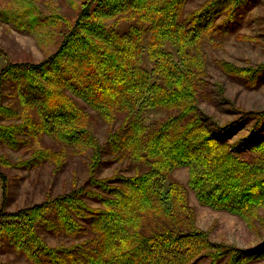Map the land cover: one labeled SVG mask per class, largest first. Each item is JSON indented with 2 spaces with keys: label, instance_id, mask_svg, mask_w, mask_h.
<instances>
[{
  "label": "trees",
  "instance_id": "1",
  "mask_svg": "<svg viewBox=\"0 0 264 264\" xmlns=\"http://www.w3.org/2000/svg\"><path fill=\"white\" fill-rule=\"evenodd\" d=\"M77 1L71 22L56 12L45 16L38 0L0 5V17L35 36L60 24L67 29L44 60L0 69V247L29 264L264 259V241L252 248L213 241L196 224L189 190L201 205L249 225L264 211V109H237L235 119L221 123L200 108L214 23L226 17L216 28L227 29L248 0H212L190 13L189 0ZM157 109L167 115L148 122ZM96 119L109 125L103 142L92 129ZM41 138L64 150L44 147ZM32 141L40 148L18 166L46 158L60 164L79 152L88 157V176L69 192L8 212L16 164L5 151ZM180 167L189 168V188L172 177ZM43 233L60 242L51 246Z\"/></svg>",
  "mask_w": 264,
  "mask_h": 264
},
{
  "label": "rangeland",
  "instance_id": "2",
  "mask_svg": "<svg viewBox=\"0 0 264 264\" xmlns=\"http://www.w3.org/2000/svg\"><path fill=\"white\" fill-rule=\"evenodd\" d=\"M210 1L189 0L186 11L190 13L198 10ZM7 3L8 0H0L2 6ZM38 5L45 16L60 13L68 22L75 19L78 11L77 0H38ZM236 13L235 19L223 31H218L216 27L225 19L228 20L226 17L214 23L212 41L205 48L206 73L201 85L204 96H201L200 108L221 123L235 119L237 109H264V0H248ZM28 19L24 17V20ZM60 25L45 36L38 37L16 28L0 17V69L9 61L39 62L54 53L63 40L61 32L67 30L63 24ZM232 69H236L237 73H233ZM253 70L258 73L253 74ZM148 114V122H156L166 116L167 112L157 109ZM108 126L105 121L98 119L92 125L101 142L107 136ZM38 142L44 147H55V151L64 150L60 148L62 145L51 138H41ZM38 142L29 143L28 150L25 149L27 147L20 151L4 149L8 158L16 164L9 171L12 185L6 204L8 212L42 203L48 196L69 192L88 176V157L79 152L62 158L60 164H56L53 158H46L41 159L42 163L33 168L18 166L19 161L32 158V148H40ZM111 170L112 167L105 168L102 174L107 175ZM172 177L188 187L189 168L176 169ZM189 190L190 203L196 211V224L208 232L213 241L241 248H252L264 241V211L260 212L261 219L255 225H249L228 211L201 205L194 190ZM2 200L0 188V209ZM43 236L51 246L60 242L59 238L51 234L43 233ZM0 261H9L11 264L30 263L24 255L6 247H0ZM249 264H264V259Z\"/></svg>",
  "mask_w": 264,
  "mask_h": 264
}]
</instances>
